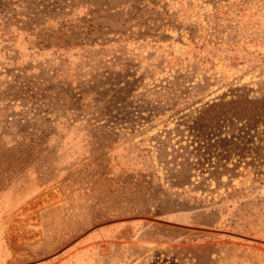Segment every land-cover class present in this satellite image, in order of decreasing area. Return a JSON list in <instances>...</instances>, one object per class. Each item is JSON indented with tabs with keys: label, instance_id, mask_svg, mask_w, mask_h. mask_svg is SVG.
Listing matches in <instances>:
<instances>
[{
	"label": "rangeland",
	"instance_id": "1",
	"mask_svg": "<svg viewBox=\"0 0 264 264\" xmlns=\"http://www.w3.org/2000/svg\"><path fill=\"white\" fill-rule=\"evenodd\" d=\"M237 97L264 0H0V264H264V112L194 124Z\"/></svg>",
	"mask_w": 264,
	"mask_h": 264
},
{
	"label": "trees",
	"instance_id": "2",
	"mask_svg": "<svg viewBox=\"0 0 264 264\" xmlns=\"http://www.w3.org/2000/svg\"><path fill=\"white\" fill-rule=\"evenodd\" d=\"M249 108V111H247ZM264 112V99L258 101H251L248 98L237 97V99H231L230 101L218 102L206 107L204 112H199V116L194 119V124L198 130H203L208 124H212L217 117L220 120H231V119H243L246 114L251 116L250 121L254 120V123L261 120V113ZM260 116H259V115ZM216 116V117H215ZM214 117L216 119H214ZM204 130L200 133L204 136Z\"/></svg>",
	"mask_w": 264,
	"mask_h": 264
}]
</instances>
